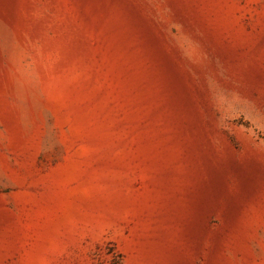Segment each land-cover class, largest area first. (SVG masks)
Listing matches in <instances>:
<instances>
[{
  "label": "rangeland",
  "instance_id": "rangeland-1",
  "mask_svg": "<svg viewBox=\"0 0 264 264\" xmlns=\"http://www.w3.org/2000/svg\"><path fill=\"white\" fill-rule=\"evenodd\" d=\"M0 264H264V0H0Z\"/></svg>",
  "mask_w": 264,
  "mask_h": 264
}]
</instances>
